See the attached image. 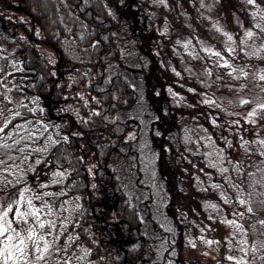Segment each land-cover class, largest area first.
Instances as JSON below:
<instances>
[{"label":"trees","instance_id":"1","mask_svg":"<svg viewBox=\"0 0 264 264\" xmlns=\"http://www.w3.org/2000/svg\"><path fill=\"white\" fill-rule=\"evenodd\" d=\"M244 1L259 50L221 51L206 73L197 61L196 85L186 87L170 82L160 51L147 44L155 24L168 21L150 0H0V42L10 47L0 49V121H11L12 134L0 143L13 145V157L21 156L16 141L46 146L13 165L8 178L21 182L7 195L26 182L63 202L57 243L70 264H237L225 253L233 257L247 237L255 264H264V135L239 142L233 155L231 134L252 122L233 128L217 113L219 82L237 89L250 78L264 89V0ZM188 98L198 139L220 130L216 149L188 145L180 110Z\"/></svg>","mask_w":264,"mask_h":264},{"label":"rangeland","instance_id":"2","mask_svg":"<svg viewBox=\"0 0 264 264\" xmlns=\"http://www.w3.org/2000/svg\"><path fill=\"white\" fill-rule=\"evenodd\" d=\"M150 1L163 8L165 18L168 21L166 22L160 19L161 21L155 24L152 28L150 39L147 40V44H151L160 51V55L164 59L166 73L171 80L170 82H178L186 87L195 86L193 73H195V70L201 69V67H198L199 63L197 61H203L205 68L203 72L206 73V65L212 60L215 55L214 53H219L221 51L231 53L234 51V54L242 52L243 54L241 55H245L249 49L258 51L261 46V43L255 36L247 35V32L250 31V23L246 17L247 10L244 8L246 3L244 0ZM241 8L245 9V13L241 11ZM237 11H241V13ZM121 21L122 23L118 27L119 34L125 41H128L131 36L126 29V21L123 19H121ZM229 37H231V39H229ZM192 46H194L193 49L195 47L197 48V52L194 51L197 59L194 62L197 63L190 62L189 59ZM0 49L7 53L10 47L0 42ZM203 53L206 54L205 57ZM209 64L211 65L210 62ZM211 73L213 79L214 72L211 71ZM228 81L229 79L223 81V83L219 82L218 86L224 88V91L221 93L218 92L219 87H217L219 97H216V99L220 107L224 108L223 113L221 111H217V113H221L224 119L227 118L233 128L242 129L248 121L252 122L244 132H235V134L233 133L230 136L231 142L235 143H232V150L230 153L236 155V146L239 142L243 143L244 140L251 141L255 137L264 135V118L258 116L259 114L256 110L257 106L264 104V89L261 86L250 84V78L242 83H238L237 89H228V86L232 85V81L229 83ZM205 85L211 86L208 82ZM211 88L212 91L216 89L214 85L211 86ZM244 101H247V103H244ZM192 103L193 100L188 98L180 104V110L183 111L182 116L186 117L185 120L189 122L190 126L188 129L189 133L186 136L187 141L191 140V143L188 142V145L194 149L198 145V141L201 140V143H204L206 147H210L209 149H216V142L219 139L218 137H220L218 136L220 130L214 129L215 131L212 136L208 133H203L202 138L198 139L201 137V123L199 124L197 121L193 122L190 120L191 111H189L187 104ZM253 112L254 114L250 115V113ZM196 128H198L200 132L196 133ZM193 134L196 135L193 136ZM149 142V138H143L140 154H146ZM150 152L154 155L152 149ZM196 170L199 169L196 167ZM10 198L9 196L4 202L8 203ZM241 239L242 246L238 244L236 248H231V250L235 252L234 256L230 257V259L228 258L229 250L227 254L225 253V258L237 264H255L254 257L251 253V240L247 241L248 237L247 240L244 238ZM196 252L197 255H201L200 257H203L204 260H209L211 258L210 253L204 250L197 249Z\"/></svg>","mask_w":264,"mask_h":264},{"label":"snow or ice","instance_id":"3","mask_svg":"<svg viewBox=\"0 0 264 264\" xmlns=\"http://www.w3.org/2000/svg\"><path fill=\"white\" fill-rule=\"evenodd\" d=\"M254 2L255 0H247L248 4ZM247 35L251 36L252 33L249 31ZM214 54L219 55V53ZM261 79L264 80V76ZM261 108L264 109V105H261ZM252 114L254 112L250 113ZM0 116H4L2 111ZM9 123H11L10 120L7 123L0 121V134H4L0 136V140H4L5 137L12 139V134L5 132ZM47 139L51 140L50 137ZM15 145V151L21 154L20 157L9 155V152L13 150L12 144L0 143V193H4L0 196V264H70V259L60 255L66 253V246L57 243L61 234L60 229L64 226L57 225V220L66 219L61 217L63 202L57 205L51 199L54 196L53 193L42 192L39 189L33 191L27 187L26 182L24 187L18 188L17 192L11 196L8 203L4 202L8 199L7 194L10 188L21 182L19 176L15 180L8 178L12 173L13 165L18 167L17 160H27L32 153L46 150V146L40 149L30 148L27 141L23 147L20 146L19 141H16ZM34 162L40 163L39 160ZM55 175L62 177L63 173ZM47 186V184L40 185L41 188ZM36 201H39V204L35 203ZM240 203L243 205L244 201ZM247 211L252 212V209L248 208ZM260 223L264 224V220Z\"/></svg>","mask_w":264,"mask_h":264}]
</instances>
